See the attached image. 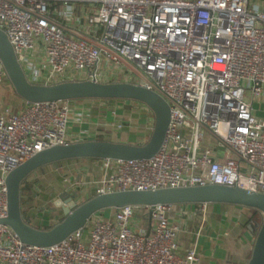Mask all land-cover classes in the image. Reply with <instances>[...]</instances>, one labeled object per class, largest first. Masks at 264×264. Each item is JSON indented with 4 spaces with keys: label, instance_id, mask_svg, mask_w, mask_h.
<instances>
[{
    "label": "built area",
    "instance_id": "obj_1",
    "mask_svg": "<svg viewBox=\"0 0 264 264\" xmlns=\"http://www.w3.org/2000/svg\"><path fill=\"white\" fill-rule=\"evenodd\" d=\"M0 29L32 84L136 75L132 84L170 105L153 158L95 160L102 164L95 195L212 185L264 194V119L254 109L264 103V0H0ZM6 80L0 60V91ZM70 104L0 113V220L7 175L39 152L71 144ZM175 206L99 213L84 232L48 248L27 246L0 225V264H199L196 246L179 254Z\"/></svg>",
    "mask_w": 264,
    "mask_h": 264
},
{
    "label": "water",
    "instance_id": "obj_2",
    "mask_svg": "<svg viewBox=\"0 0 264 264\" xmlns=\"http://www.w3.org/2000/svg\"><path fill=\"white\" fill-rule=\"evenodd\" d=\"M0 60L15 95L26 104L85 100L132 101L145 106L153 114L152 134L144 145L86 141L55 146L39 152L11 171L6 177L7 217L0 220V225L9 227L23 244L39 248L55 246L78 231L84 232L90 219L106 210L155 205H228L256 210L262 214V223L256 235L249 264H264V194L241 188L212 185L147 192H113L94 195L82 204L76 202L74 195L65 194L59 202L64 215L61 222L47 230L30 225L22 214L21 196L22 185L30 176L47 166L68 161L151 159L159 152L165 141L171 108L158 93L128 82L32 84L18 62L7 35L1 29ZM249 229L252 230V227Z\"/></svg>",
    "mask_w": 264,
    "mask_h": 264
},
{
    "label": "crops",
    "instance_id": "obj_3",
    "mask_svg": "<svg viewBox=\"0 0 264 264\" xmlns=\"http://www.w3.org/2000/svg\"><path fill=\"white\" fill-rule=\"evenodd\" d=\"M248 100L251 99L248 97ZM70 105V143L110 141L144 145L149 140L153 120L144 106L129 104L130 109H121L122 117L118 120V102L85 100L74 101ZM26 106L20 98L12 101V107L0 100V113L5 108L21 112ZM254 109L257 118L264 119V103L260 106L254 103ZM144 126L148 128L142 129ZM58 168L64 172V177L67 176L63 183H53L46 173L37 172L34 180L29 182L31 187L23 192L22 214L35 228H52L58 219L57 213L63 215L59 206L63 195H74L76 200L94 196V184L102 180L99 161H70ZM102 215L109 218L112 210ZM251 217V210L237 206L207 205L204 211L200 205H176L170 220L181 226L178 239L181 256L196 246L199 264H249L256 240L254 229H249L252 227ZM142 228L151 231V223L142 224Z\"/></svg>",
    "mask_w": 264,
    "mask_h": 264
},
{
    "label": "rangeland",
    "instance_id": "obj_4",
    "mask_svg": "<svg viewBox=\"0 0 264 264\" xmlns=\"http://www.w3.org/2000/svg\"><path fill=\"white\" fill-rule=\"evenodd\" d=\"M253 1H259V0H253ZM261 1L263 2V0H260V2ZM124 81L136 83L138 81V78L136 77V75L133 76L132 78H129V76L125 75L124 76ZM17 98L18 97L15 95V93L13 91V88H12L11 84L9 83V81L7 79L6 82L3 84V86L1 87V93H0L1 102L3 104H5V105H9L10 107H12V101L17 99ZM97 101H105V100H97ZM106 102H118V120H120L121 117H122L121 112H122L123 109L124 110L130 109L131 106L129 104L140 105V104H138L136 102H132V101H106ZM260 104H261L260 102H256V105L260 106ZM146 128H148V126L142 127V129H144V130ZM152 130H153V128H151V130L149 132L150 133L149 134V138H150V136L152 134ZM208 139H209V136L207 135V141H208ZM206 145H207V143H206ZM58 167H55V166L51 165V166H47V167L43 168L41 171H38V172L46 173L47 177L49 179H51V181L53 183H56V184L59 185L60 183H63V180H65L67 178V176L64 177V175H63L64 172L61 169H59ZM36 174L37 173H35L32 176H30L27 179V181L28 182H32V180H34ZM72 177L77 178L74 175ZM91 197L92 196H88V197H85V198L83 197L81 200L80 199L76 200V202L78 204H82L83 202H85L86 200H88ZM248 210H250V209H248ZM57 216H58V219L53 223V226H55L57 223L61 222L64 219V216L60 212L57 213Z\"/></svg>",
    "mask_w": 264,
    "mask_h": 264
},
{
    "label": "trees",
    "instance_id": "obj_5",
    "mask_svg": "<svg viewBox=\"0 0 264 264\" xmlns=\"http://www.w3.org/2000/svg\"><path fill=\"white\" fill-rule=\"evenodd\" d=\"M68 162H70V161H68ZM64 163H66V162H62V163H59V164H55L53 166H60V165H62ZM30 187H31V184H29L28 181H26V182L23 183L22 189H21V196L22 197H23V192L26 191V190H28ZM107 211H111V210H106L104 212H107ZM104 212H101V213L103 214ZM261 223H262V214L260 212L256 211V210H252V217L250 219V224H252V228L254 229L256 235H257V232L259 231V228H260Z\"/></svg>",
    "mask_w": 264,
    "mask_h": 264
}]
</instances>
